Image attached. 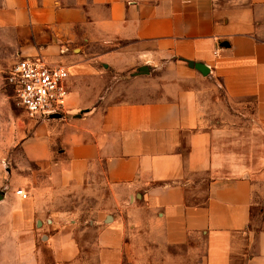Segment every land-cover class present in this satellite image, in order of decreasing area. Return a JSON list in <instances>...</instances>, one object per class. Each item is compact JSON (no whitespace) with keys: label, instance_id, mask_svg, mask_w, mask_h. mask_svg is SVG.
<instances>
[{"label":"crops","instance_id":"crops-1","mask_svg":"<svg viewBox=\"0 0 264 264\" xmlns=\"http://www.w3.org/2000/svg\"><path fill=\"white\" fill-rule=\"evenodd\" d=\"M0 24L35 36L23 57L65 61L68 87L85 72L69 64L86 57L115 78L149 65V79L170 74L162 97L142 101L91 107L69 88L67 116L22 141L55 192L103 189V203L87 205L97 212L88 226L68 211L46 220L53 264H264V0H1ZM246 100L249 121L229 110ZM224 113L237 122L205 128ZM32 204L29 217L50 213Z\"/></svg>","mask_w":264,"mask_h":264},{"label":"rangeland","instance_id":"rangeland-1","mask_svg":"<svg viewBox=\"0 0 264 264\" xmlns=\"http://www.w3.org/2000/svg\"><path fill=\"white\" fill-rule=\"evenodd\" d=\"M32 45L35 46V36L29 29L9 28L0 24V192H3L7 197L16 198L0 202V264H53L48 250L44 247L46 238L42 239L40 233L46 220L52 214L61 211L73 212L77 214L78 226L82 229L89 225L90 220L95 219L94 216L97 213L89 210L87 205L94 201L103 203V194L99 193L103 189L97 188L96 191L92 188L91 191L74 194L65 192L62 195L55 192L48 184L47 169L41 165L27 162L23 156L22 141L33 133L37 124L42 120L29 117L21 109L7 78L14 64L20 58H25L22 49ZM88 49V51H92L90 47ZM78 53L79 51L68 50V48H61L59 51L60 56L76 57ZM37 56L41 55L34 54L31 57ZM47 61L68 65L62 59L54 60L55 62ZM81 63L85 64L83 67L85 72L72 73L68 88L72 91L71 94H82L86 97V101L91 103V107L100 104L101 101L115 103L162 97L164 94H160V92L155 94L158 92L157 86L162 87L169 81V70L163 68L156 69L153 78L150 79L149 75L141 74L139 69L115 78L112 74L107 75L103 71V65L90 57H86L82 61L77 60L74 64L70 63L69 65H80ZM152 68L149 65L151 71ZM136 76H146L147 79L139 82L134 79ZM214 97L217 100H222L223 96L220 92ZM243 103V107L239 108L237 105L234 106V110L232 108L229 110L236 114L240 109L246 116L245 120L249 121V116L253 115V101L246 100ZM69 110L70 107L66 103L59 119L66 117ZM82 113L84 111H80L79 114ZM239 117L241 118V116ZM232 122H237V119L232 115L219 114L214 118H207L205 128L219 127ZM251 123L252 140H258L260 134L255 127L254 120L251 119ZM18 190L27 194V199L16 195ZM32 203H35L36 207L45 206L50 213L41 219L35 214L32 218L29 217L33 207ZM94 236V232L86 233L87 241L91 242ZM83 250L88 254L89 248ZM136 261L139 260L127 257L123 264H135ZM85 262L87 260L83 258L79 264ZM140 264H148L147 258H142Z\"/></svg>","mask_w":264,"mask_h":264},{"label":"built area","instance_id":"built-area-1","mask_svg":"<svg viewBox=\"0 0 264 264\" xmlns=\"http://www.w3.org/2000/svg\"><path fill=\"white\" fill-rule=\"evenodd\" d=\"M68 79L65 65L37 56L20 58L10 70L7 81L21 109L31 118L44 120L63 113L69 95ZM16 195L27 198L22 190Z\"/></svg>","mask_w":264,"mask_h":264},{"label":"water","instance_id":"water-1","mask_svg":"<svg viewBox=\"0 0 264 264\" xmlns=\"http://www.w3.org/2000/svg\"><path fill=\"white\" fill-rule=\"evenodd\" d=\"M187 65L190 67V68H194L196 69L197 71H199L203 76H206L209 72L208 68L204 65H201V64H197V63H192L190 61H186ZM139 72L141 74H149V69L148 67L144 66V67H141L139 68ZM50 119H59L61 118V115L60 114H55V115H52L49 117ZM3 195L4 193L3 192H0V202L2 201L3 199Z\"/></svg>","mask_w":264,"mask_h":264}]
</instances>
